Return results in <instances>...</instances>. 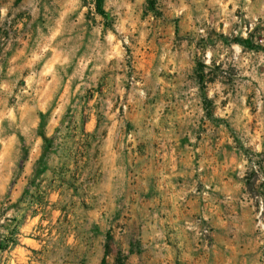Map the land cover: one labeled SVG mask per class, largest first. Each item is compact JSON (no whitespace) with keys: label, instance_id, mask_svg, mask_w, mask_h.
I'll return each instance as SVG.
<instances>
[{"label":"rangeland","instance_id":"rangeland-1","mask_svg":"<svg viewBox=\"0 0 264 264\" xmlns=\"http://www.w3.org/2000/svg\"><path fill=\"white\" fill-rule=\"evenodd\" d=\"M0 0V264H264V0Z\"/></svg>","mask_w":264,"mask_h":264},{"label":"trees","instance_id":"trees-1","mask_svg":"<svg viewBox=\"0 0 264 264\" xmlns=\"http://www.w3.org/2000/svg\"><path fill=\"white\" fill-rule=\"evenodd\" d=\"M102 0H95V6L98 13L103 14V10L101 7Z\"/></svg>","mask_w":264,"mask_h":264}]
</instances>
